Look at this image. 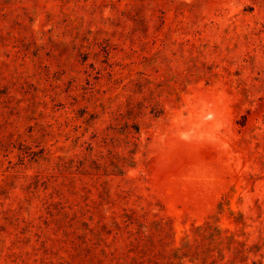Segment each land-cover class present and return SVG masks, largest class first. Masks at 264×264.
Listing matches in <instances>:
<instances>
[{
    "label": "rangeland",
    "instance_id": "rangeland-1",
    "mask_svg": "<svg viewBox=\"0 0 264 264\" xmlns=\"http://www.w3.org/2000/svg\"><path fill=\"white\" fill-rule=\"evenodd\" d=\"M139 220L264 264V0H0V264H165Z\"/></svg>",
    "mask_w": 264,
    "mask_h": 264
},
{
    "label": "trees",
    "instance_id": "trees-1",
    "mask_svg": "<svg viewBox=\"0 0 264 264\" xmlns=\"http://www.w3.org/2000/svg\"><path fill=\"white\" fill-rule=\"evenodd\" d=\"M130 220L134 223L133 218H130ZM139 223L145 230H140L138 232L139 236L136 238L137 243L134 244L136 247L135 249L138 250L141 248V242L144 240V237H148L151 240L150 249L141 248V253H143V255H147L151 250H158L157 255L162 257L165 264H181L186 260L194 262L200 259L204 260V264H207L209 261L210 264H216L217 261L214 258L215 248H212L208 241L210 243L218 242V240L222 238V230L218 228L213 229L210 223L196 226L193 229L194 236H185L184 243L179 247H174L172 229H168L157 221L146 224L144 221L139 220ZM148 224H150V226L155 225V228H149ZM219 245L218 243L216 248L218 252L221 253L222 249L218 247ZM242 251L243 250L238 249L237 252L241 253ZM222 256L223 258L225 257L223 253Z\"/></svg>",
    "mask_w": 264,
    "mask_h": 264
}]
</instances>
